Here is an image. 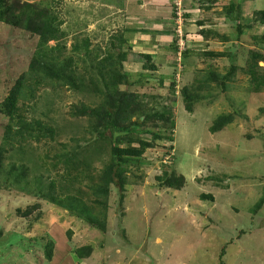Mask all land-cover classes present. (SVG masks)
<instances>
[{"label": "rangeland", "instance_id": "1", "mask_svg": "<svg viewBox=\"0 0 264 264\" xmlns=\"http://www.w3.org/2000/svg\"><path fill=\"white\" fill-rule=\"evenodd\" d=\"M19 1L52 9L65 35L59 61L70 58L84 83L91 77L102 89L97 57L126 53L122 72L128 82L119 89L139 95L145 110L124 126L151 146L122 166L121 204L119 189L110 187L105 229L89 226L42 198L35 182L39 174L51 177L56 196L79 195L92 205L89 186L110 160L106 142L84 156L90 167L72 182L63 178L61 165L54 170L51 164L54 155L77 153L96 138L95 119L80 109L102 107L103 97L92 90L31 85L34 98L19 101L20 116L52 128L54 139L11 147L3 136L7 127L16 128L15 120L0 114V264H264V90L254 92L245 73L250 53L264 55V24L255 14L264 11V0H61L56 6L51 0ZM137 29L147 36H126ZM37 43V37L0 22V103L38 52L55 45L40 50ZM137 52L154 57L155 71L133 61ZM230 67L226 89L223 79L212 81L187 112L181 89L208 73L226 75ZM256 71L264 72V59ZM220 115L232 122L211 133ZM118 139L121 147L138 146L123 132L113 135ZM12 164L28 170L25 185L6 176ZM163 173L183 176L182 189L162 186L156 177ZM43 183L45 191L48 183ZM49 241L50 261L45 259ZM85 246L91 254L78 259L75 250Z\"/></svg>", "mask_w": 264, "mask_h": 264}, {"label": "trees", "instance_id": "2", "mask_svg": "<svg viewBox=\"0 0 264 264\" xmlns=\"http://www.w3.org/2000/svg\"><path fill=\"white\" fill-rule=\"evenodd\" d=\"M61 0H51V5H58ZM232 11L235 9V5L230 4L227 8ZM260 16L259 22L264 24V11H258L255 13ZM230 20V19H229ZM0 22L9 26L12 29H20L27 32L30 36L38 38L39 49L48 48L50 43H54L49 47V52H38V56L31 60L28 65L27 71L22 73L14 85L11 87L9 93L0 103V114L6 116L9 121H14L16 128L7 127L6 133L3 136L4 142L7 145L17 144L21 145L34 140L35 142H41L42 140L54 139V130L47 125L42 124L39 121L26 122L19 113V101L32 100L34 98L33 89L31 85H48L52 88L56 86H65L76 92L86 90H92L95 95L102 96L104 105L97 109L85 110L84 107L80 109L83 111V115H88L90 118L95 119V125L91 123L92 129L96 128V138L92 140V143L85 146L83 149L77 151V153L64 155H54L52 157L53 163L51 167L57 170L61 165L64 170L63 178L68 182L77 180L76 177L81 176L83 172H86L89 166V162H85L87 155L92 156V153L99 152L105 147H99L98 144L105 143L110 148V160L105 165L102 171L97 175L95 182L89 186L90 193L93 199L90 201V205L86 203L79 195H66L56 196V180L51 177L45 178L39 174L35 182V189L37 193L42 196L46 201L64 209L72 216L83 220L89 226L94 227L97 230H104L105 215L107 213V200L109 195V189L111 186H115L120 191L121 204L123 201L124 192V180H123V165L130 162L128 158H140L151 146V143L146 139L133 138L130 134H133L131 127L124 126L126 121L130 120L135 114L143 115L144 106L141 104V97L139 95L127 92L126 90L119 89L120 85H125L128 82L127 75L122 72V63L128 60L125 52H120L116 55L115 59L109 54L101 59L97 57V65L99 67V76L103 85L102 89H99L94 83L93 78H89L87 83L82 82L75 75L72 61L68 58L65 61H59L60 56L63 55L66 47L62 40L65 38L64 33L60 30L61 22L57 21L52 9L40 8L32 3L21 2L19 0H0ZM230 22H235L230 20ZM200 25L202 23H199ZM240 33V26H238ZM261 41L264 42V37H261ZM120 44L126 43V39L121 38ZM87 55H90L88 51V43L83 42V46ZM79 47L74 46L72 49L77 50ZM212 57H221V53H207ZM133 61L142 64V70L155 71L154 57L147 53H135ZM96 59V57H95ZM264 59V55L257 53H250L245 73L249 76L250 83L252 84L253 91L258 93L264 90V72L261 74L256 71L258 62ZM117 65V66H116ZM234 68L230 67L229 72L226 75L218 76L213 73H208L201 80H195L189 87L181 89V94L184 98L185 108L187 112H192L193 103L197 101L201 95L199 91L204 88H208L212 81L218 78L223 79L219 81L223 90L226 89L225 81L233 73ZM79 112V111H78ZM144 116V115H143ZM157 118H164V116L155 115ZM148 119V117H145ZM144 120V119H143ZM232 122V117L227 115L218 116L209 128L211 133L220 131L224 126ZM134 128L140 124L134 121ZM90 127V129H91ZM101 128V130H99ZM137 128V127H136ZM124 133L128 137L127 142H137L138 146L121 147L122 141L120 139L113 140L114 134ZM153 137L159 139V134H153ZM103 146V145H102ZM86 156V158L84 157ZM46 158V157H45ZM1 166V158H0ZM28 170L25 166H14L6 172L8 178H12L13 183L25 185V174ZM84 178L89 179V176L85 175ZM93 179L92 177H90ZM157 181L162 186L180 190L184 185L183 176H175L173 173L168 175L163 173L161 176L156 177ZM47 180V181H46ZM46 182V190L42 188ZM201 200H212V196L201 195ZM263 203V198L259 199L256 203L255 210H258ZM70 236V232L67 233ZM53 241H49L47 244V250L45 252V259L50 261L52 259ZM78 259H85L91 254L90 246L80 247L75 250L74 253Z\"/></svg>", "mask_w": 264, "mask_h": 264}, {"label": "crops", "instance_id": "3", "mask_svg": "<svg viewBox=\"0 0 264 264\" xmlns=\"http://www.w3.org/2000/svg\"><path fill=\"white\" fill-rule=\"evenodd\" d=\"M139 6H141V5H139ZM134 33V34H133ZM139 33H141V34H139ZM135 34H139L140 36H144V35H146V34H148L147 33V31L146 30H143V29H137V30H135V31H133V32H127L126 33V36L127 37H133V36H135ZM147 36V35H146ZM125 38V37H124ZM126 39V38H125ZM135 39V38H134ZM136 40V39H135ZM138 42H141V41H138ZM139 44V43H138ZM141 47V46H140ZM137 53H142V52H137Z\"/></svg>", "mask_w": 264, "mask_h": 264}]
</instances>
